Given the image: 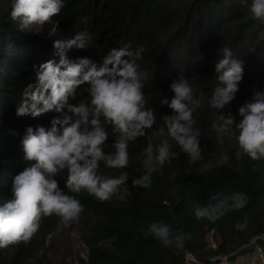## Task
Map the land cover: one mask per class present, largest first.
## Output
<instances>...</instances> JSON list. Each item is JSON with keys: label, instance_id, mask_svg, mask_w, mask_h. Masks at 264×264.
<instances>
[{"label": "trees", "instance_id": "16d2710c", "mask_svg": "<svg viewBox=\"0 0 264 264\" xmlns=\"http://www.w3.org/2000/svg\"><path fill=\"white\" fill-rule=\"evenodd\" d=\"M257 40L264 0H0V264L48 262L74 228L72 264L204 263L264 235Z\"/></svg>", "mask_w": 264, "mask_h": 264}, {"label": "rangeland", "instance_id": "374dc122", "mask_svg": "<svg viewBox=\"0 0 264 264\" xmlns=\"http://www.w3.org/2000/svg\"><path fill=\"white\" fill-rule=\"evenodd\" d=\"M254 46H258L259 48H264V44L261 40H257L254 43ZM255 65H256V67L259 66V68L257 70L258 74L262 78H264V53L262 54V57L260 58L258 64L255 63ZM0 184H2V181ZM42 186H43V184L40 183L39 188L41 189ZM40 189H39V192H40ZM254 243H255V240H252V242L250 244H254ZM206 244H207V247L205 248V251H203V250L200 251V252H202L200 254L204 258H205V255L208 253L207 249H212V248H215V246H217L214 235H212V232L207 235ZM257 253H259V254L257 255L254 253L252 256V259L245 260V262L246 263L250 262L251 264H253L254 260H256L258 258L260 260L259 264H264L263 252L261 251V252H257ZM189 258L192 260H186L185 259V264H199V263L202 264L203 263V261L201 259H198L196 256L195 257L191 256ZM244 258L245 257L241 258V261H243ZM79 259H82L83 261L87 260V249L85 248V246L83 245V243L81 241V234H80L79 230L77 228H74V229H72L71 232L68 233V237H65V239L61 238L60 246H59L58 250L49 256L48 262L39 261L38 264H72V263H78ZM209 259H211V258H209ZM209 259H207V261ZM210 262L211 261H209V263ZM221 264H224V263H221Z\"/></svg>", "mask_w": 264, "mask_h": 264}, {"label": "water", "instance_id": "95a60500", "mask_svg": "<svg viewBox=\"0 0 264 264\" xmlns=\"http://www.w3.org/2000/svg\"><path fill=\"white\" fill-rule=\"evenodd\" d=\"M257 238H263V239H264V235L261 234V235L253 236V237H251V238L249 239V241H248L247 244L241 245V246H240L237 250H235L233 253H231V254H229V255H226V256L224 255V256H219V257H213V258L209 259L208 261L206 260V262H204V263H202V264L209 263V261H211V262H214V261H220V262H221V261H223V260L229 258L230 256L237 254L238 251H240V250L243 249L244 247L248 246V245L252 242V240H255V239H257ZM199 264H201V263H199Z\"/></svg>", "mask_w": 264, "mask_h": 264}, {"label": "built area", "instance_id": "2783aa9c", "mask_svg": "<svg viewBox=\"0 0 264 264\" xmlns=\"http://www.w3.org/2000/svg\"><path fill=\"white\" fill-rule=\"evenodd\" d=\"M189 257H191V255L188 254V255H187V258L190 259ZM190 260H191V259H190Z\"/></svg>", "mask_w": 264, "mask_h": 264}, {"label": "clouds", "instance_id": "9594fccd", "mask_svg": "<svg viewBox=\"0 0 264 264\" xmlns=\"http://www.w3.org/2000/svg\"><path fill=\"white\" fill-rule=\"evenodd\" d=\"M188 255V254H187ZM187 255H186V257H187ZM190 255V254H189ZM192 260V259H191Z\"/></svg>", "mask_w": 264, "mask_h": 264}]
</instances>
